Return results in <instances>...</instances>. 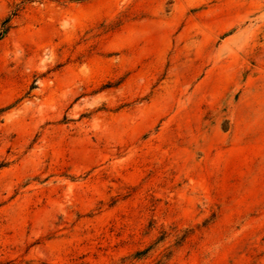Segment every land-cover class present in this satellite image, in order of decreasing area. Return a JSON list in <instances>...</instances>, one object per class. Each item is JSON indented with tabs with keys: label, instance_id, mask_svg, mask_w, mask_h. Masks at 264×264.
Segmentation results:
<instances>
[{
	"label": "rangeland",
	"instance_id": "374dc122",
	"mask_svg": "<svg viewBox=\"0 0 264 264\" xmlns=\"http://www.w3.org/2000/svg\"><path fill=\"white\" fill-rule=\"evenodd\" d=\"M4 28L0 264H264V0H0Z\"/></svg>",
	"mask_w": 264,
	"mask_h": 264
},
{
	"label": "trees",
	"instance_id": "16d2710c",
	"mask_svg": "<svg viewBox=\"0 0 264 264\" xmlns=\"http://www.w3.org/2000/svg\"><path fill=\"white\" fill-rule=\"evenodd\" d=\"M9 23V20H7L4 25H7ZM8 29L4 28L3 32L0 33V40L6 35Z\"/></svg>",
	"mask_w": 264,
	"mask_h": 264
}]
</instances>
